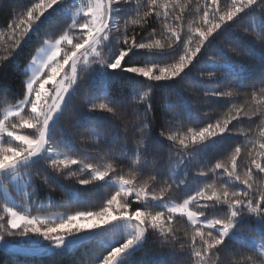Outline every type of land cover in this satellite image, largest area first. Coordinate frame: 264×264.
Here are the masks:
<instances>
[{
    "label": "snow or ice",
    "instance_id": "1",
    "mask_svg": "<svg viewBox=\"0 0 264 264\" xmlns=\"http://www.w3.org/2000/svg\"><path fill=\"white\" fill-rule=\"evenodd\" d=\"M249 13L264 21V0H195V5L194 0H29L7 25L6 50L0 55V69L22 58L20 66L27 69L19 94L0 85V105L12 100L0 111V190L5 194L0 242L25 240L63 255L99 241L103 253L93 257L94 264H138L136 253L153 234L161 248H172V255L185 254V264H264V243L257 246L239 230L254 220L264 241V35L259 36L261 78L251 85L254 103H231L247 82L235 57L254 55L237 44L231 52L218 49L213 55L219 59L200 70L203 79L227 83L224 90L204 91L213 102L229 103L222 119L203 126L181 120L173 130L171 122L182 116L190 120V113L169 116L166 111L160 117L161 146L167 141L180 153L173 158L177 166L167 172L157 170L155 162L148 167L150 133L131 153L112 156L102 168L69 155L76 151L74 142L55 136L70 98L83 87L82 74H87L85 83L99 85L95 94L88 93L90 115L127 120L144 133L150 128L152 88L189 77L217 37ZM127 78L146 81L148 91L122 95L115 85ZM254 118L261 121L258 134L237 128ZM80 147L87 148V142ZM126 161L127 168H117ZM41 162L43 168L37 167ZM83 174L89 178H79L81 186L105 182L114 188L102 207L31 214L32 206L45 207L34 194L36 179L53 186L57 177ZM10 186L29 203L21 206L7 198ZM177 222L187 225L183 235L177 233Z\"/></svg>",
    "mask_w": 264,
    "mask_h": 264
},
{
    "label": "trees",
    "instance_id": "2",
    "mask_svg": "<svg viewBox=\"0 0 264 264\" xmlns=\"http://www.w3.org/2000/svg\"><path fill=\"white\" fill-rule=\"evenodd\" d=\"M32 2H39V0H32ZM224 2L228 3L230 0H224ZM27 6H29V0H0V55H3L6 50L7 25ZM190 19L191 16L186 17V20ZM262 23L264 21L257 13H249L243 20L217 37L189 77L177 84L165 85L161 82L159 85L154 86L151 90L152 111L149 113L151 117L150 128L145 129L144 133L134 129L127 120H111L99 115H90L87 107V101L90 99L88 93L91 91L95 94L99 85L96 81H92L91 86L85 83L87 74H82L81 84L83 87L73 93L70 98L63 116H61L59 123L56 125L55 136L68 137L74 142L76 151L69 153L70 155H76L82 161L93 163L95 166L102 168L112 156L123 158L126 152L131 153L144 134L150 133L152 139L148 142L149 147L146 150L148 167L151 168L153 162H155L159 166L157 170L167 172L170 167L177 166L173 158L178 157L180 153L167 141H163V146H161L158 137L162 125L160 117L166 111L169 116L178 111H183L186 114L190 113L191 115L190 120L186 119V116H182L180 119L172 121L170 126L173 130L179 127L181 120L184 121L186 126H203L206 122L214 121L217 118L222 119L227 114L229 103L226 100L213 102V100L204 96L205 90H224L227 87V83H217L203 79L200 72L202 68L208 67L212 59H219L218 55H213L217 53L218 49L223 48L231 52L235 45L240 44L245 51L251 50L254 53L251 57H235L238 64L245 70L247 82L245 90L239 91V94L231 101L232 104L237 106L254 103L251 98V85L258 84L262 73L259 61L262 47L259 42V36L264 35L260 31ZM246 28L250 29L247 33L244 31ZM229 32L235 33V35L230 36ZM131 34L129 32V35ZM23 63L24 58L18 64L0 69V85L19 94L21 81L25 79L23 75L25 69L20 66ZM129 63H132V61ZM229 80H231V77H229ZM146 83L144 81L142 84L139 79L134 81L127 78L124 82L117 83L115 90L122 95L125 93L145 92L148 91L144 86ZM11 102L12 100L10 99L7 103L0 105V111ZM141 115H143V107H141ZM254 120L255 122L252 124H249L247 120H243L240 124H237V128L241 129L242 132H247L251 129L258 134V125H260L261 121L258 118H254ZM180 131H186V127L181 128ZM91 133H96L97 135H90ZM97 140L99 141L98 144ZM82 142H87L88 147L81 149L80 145ZM97 147L99 148L98 151L96 150ZM105 152L108 154L107 157L103 155ZM214 162L215 160L212 161V163ZM37 167L43 168V162ZM117 168H127V161L124 164H117ZM119 174V171H117L116 175L118 176ZM49 175L54 174L49 173ZM79 178L89 177L87 174L73 177L72 179L57 177V183L53 186H46L41 182V179H36L33 185L34 194L38 203L45 205V207L32 206V211L35 213H68L76 210H98L114 192V188L104 182H94L88 186H81L78 184ZM194 190L195 186L187 191L191 194ZM23 196V193L17 195L18 200ZM69 196L73 198L72 202L68 200ZM3 197V192L0 190V203L3 202ZM77 200L81 201V203H76L75 201ZM81 223L84 222L82 221ZM176 229L179 235H183L188 230L187 225L183 222H177ZM239 230L264 243L260 239V225L254 220L245 221ZM6 239L7 243L0 242V264H94L93 257L103 253V249L99 246V241L84 242L82 246H77L72 251L59 255L50 252L32 253L34 248L40 247L23 240ZM175 247L179 249V245ZM136 259L138 264H185L187 256L179 251H177V254L172 255V248H161L158 239L153 234H149L144 247L136 253Z\"/></svg>",
    "mask_w": 264,
    "mask_h": 264
},
{
    "label": "rangeland",
    "instance_id": "3",
    "mask_svg": "<svg viewBox=\"0 0 264 264\" xmlns=\"http://www.w3.org/2000/svg\"><path fill=\"white\" fill-rule=\"evenodd\" d=\"M25 71H27V69H25ZM70 155V154H69ZM74 169H76L77 168V166H72ZM105 183V182H104ZM108 184V183H107ZM3 192V191H2ZM23 192H17L16 190H15V188L14 187H9V190H8V192H7V198H9V199H12V200H14V202L17 204V205H21V206H23L24 204H27V203H29L28 202V200H27V198L25 197V196H23L20 200H18V198H17V195H20V194H22ZM3 195H5L4 193H3ZM48 213H60V212H48ZM31 214L32 215H37V214H45V213H35V212H33L32 211V207H31ZM242 233V232H241ZM242 236L243 237H250L253 241H255V243L257 244V246H259L260 244H261V242L259 241V240H257L256 238H254L253 236H250V235H247V234H245V233H242ZM23 241H25V240H23ZM25 242H27V241H25ZM242 242V241H241ZM27 243H30V242H27ZM43 252H45L43 249H41V248H34L33 249V251H32V253H37V254H41V253H43Z\"/></svg>",
    "mask_w": 264,
    "mask_h": 264
},
{
    "label": "water",
    "instance_id": "4",
    "mask_svg": "<svg viewBox=\"0 0 264 264\" xmlns=\"http://www.w3.org/2000/svg\"><path fill=\"white\" fill-rule=\"evenodd\" d=\"M44 253H46V251Z\"/></svg>",
    "mask_w": 264,
    "mask_h": 264
}]
</instances>
